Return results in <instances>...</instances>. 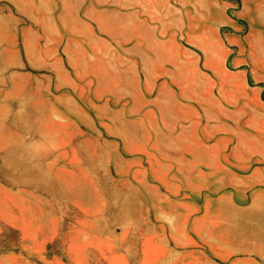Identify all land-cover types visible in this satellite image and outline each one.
<instances>
[{"label":"rangeland","instance_id":"1","mask_svg":"<svg viewBox=\"0 0 264 264\" xmlns=\"http://www.w3.org/2000/svg\"><path fill=\"white\" fill-rule=\"evenodd\" d=\"M0 264H264V0H0Z\"/></svg>","mask_w":264,"mask_h":264}]
</instances>
